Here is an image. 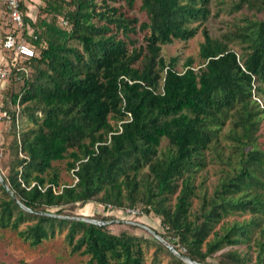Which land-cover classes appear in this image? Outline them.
I'll use <instances>...</instances> for the list:
<instances>
[{
    "label": "trees",
    "instance_id": "obj_1",
    "mask_svg": "<svg viewBox=\"0 0 264 264\" xmlns=\"http://www.w3.org/2000/svg\"><path fill=\"white\" fill-rule=\"evenodd\" d=\"M39 1L34 19L20 5L34 56L8 80L18 143L0 147L13 193L0 183V229L31 247L64 233L89 264H145L150 245L171 264H211L225 248L218 264H264V0H232L251 15L218 36L204 25L211 0ZM199 28L201 64L179 72L162 48ZM63 161L69 185L53 165ZM211 163L222 168L209 194ZM87 203L155 215L175 253L74 219Z\"/></svg>",
    "mask_w": 264,
    "mask_h": 264
},
{
    "label": "rangeland",
    "instance_id": "obj_2",
    "mask_svg": "<svg viewBox=\"0 0 264 264\" xmlns=\"http://www.w3.org/2000/svg\"><path fill=\"white\" fill-rule=\"evenodd\" d=\"M210 15L205 22V27L211 36H218L228 27L243 16H250L251 11L243 8L238 12L232 10V0H211ZM37 16H40L38 8L34 9ZM142 19V18H140ZM203 41L201 28H199L196 35L187 41L174 40L170 45L162 48V55L166 58H177L176 70L181 72L185 61L189 58L193 59V68L197 69L201 61L198 57L199 44ZM17 126L9 125L4 134V141L6 143H18L17 140ZM264 143V137L261 138ZM166 141L163 140L161 146L164 147ZM1 147V146H0ZM8 151L0 149V167L7 166ZM54 167L59 173L60 185H69L74 182L72 172L67 171L65 162H55ZM222 166L217 163L209 164L200 174L204 175L205 186L209 194L212 193L216 187L218 177L221 175ZM8 167L4 168L5 174ZM199 178L197 179V182ZM198 201L192 200V208H197ZM126 210V209H125ZM125 210H112L110 207L101 206L96 203H87L83 208L78 209L77 214L82 218L94 220L99 218L107 219L108 227L113 233L120 231H127L130 234L144 236L149 239H155L154 235L146 228L153 232H161L159 219L151 215H143L139 209V214H127ZM242 219V218H238ZM97 221V220H96ZM218 228V226H217ZM216 228V229H217ZM225 248L208 258L211 264H218V260L222 254L229 250ZM242 249V248H241ZM244 251V250H243ZM154 248L150 245L145 250V264H171L169 258L162 254L158 256L157 260H153ZM0 264H89L88 258L79 256L78 254H70L69 247L64 240V233L56 235L54 238L44 241L36 247H31L28 243L23 242L16 232L11 230L0 229Z\"/></svg>",
    "mask_w": 264,
    "mask_h": 264
},
{
    "label": "built area",
    "instance_id": "obj_3",
    "mask_svg": "<svg viewBox=\"0 0 264 264\" xmlns=\"http://www.w3.org/2000/svg\"><path fill=\"white\" fill-rule=\"evenodd\" d=\"M25 0H0L5 17L9 25V31L2 41V48L8 53L6 62L0 66V79L8 81L10 78L17 82L22 80V74L28 75V70L22 62L28 60L34 56V47L30 41H28L25 36H23V29L25 27L23 21V15L20 10L21 3ZM65 24V22H64ZM16 110L19 109L18 104L15 106ZM12 120L11 115L0 107V121L10 123ZM128 118L126 121H129ZM124 121V122H126ZM123 122L117 124V132L122 130ZM110 133L108 139H110ZM73 174V171H72ZM74 177V176H73ZM76 181V179H74ZM127 214L137 215L139 211L134 209H126Z\"/></svg>",
    "mask_w": 264,
    "mask_h": 264
},
{
    "label": "crops",
    "instance_id": "obj_4",
    "mask_svg": "<svg viewBox=\"0 0 264 264\" xmlns=\"http://www.w3.org/2000/svg\"><path fill=\"white\" fill-rule=\"evenodd\" d=\"M41 3L39 0H25L24 6L26 7L27 15L34 19L35 12L34 9L37 8ZM9 31V25L7 22V19L5 17V13L3 11L2 5L0 4V66H2L8 57V53L2 48V41L4 39V36ZM9 88V81L0 79V107L8 111L6 108L7 106L10 109H13V107L10 105V102L8 100V92ZM10 123L0 121V146L6 143V140L4 141V134L7 130V127H9Z\"/></svg>",
    "mask_w": 264,
    "mask_h": 264
},
{
    "label": "water",
    "instance_id": "obj_5",
    "mask_svg": "<svg viewBox=\"0 0 264 264\" xmlns=\"http://www.w3.org/2000/svg\"><path fill=\"white\" fill-rule=\"evenodd\" d=\"M0 183L1 185L8 191V193L10 195H13V193L11 192V190L9 189V187L7 186L6 182L4 181V179L2 178V176L0 175ZM23 207V206H22ZM24 208V207H23ZM74 219H77V220H82V221H85V222H89V223H93V224H97V225H106L107 223L106 222H100V221H96V220H90V219H86V218H74ZM150 233H152V235H154V237L156 239H158L159 241H161L162 243H164V245H166L171 251H173L175 253V251L173 250V247L171 245H169L168 243H166L161 237H159L157 234H155V232H153L152 230L146 228ZM185 262L187 264H200V263H197V262H194V261H191L190 259L188 258H185Z\"/></svg>",
    "mask_w": 264,
    "mask_h": 264
}]
</instances>
